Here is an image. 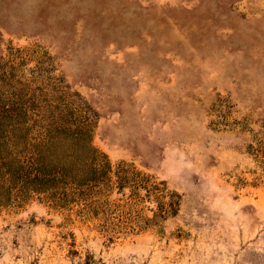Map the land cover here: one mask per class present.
<instances>
[{"label":"rangeland","instance_id":"1","mask_svg":"<svg viewBox=\"0 0 264 264\" xmlns=\"http://www.w3.org/2000/svg\"><path fill=\"white\" fill-rule=\"evenodd\" d=\"M26 99L110 169L0 209V264H264V0H0V105Z\"/></svg>","mask_w":264,"mask_h":264},{"label":"trees","instance_id":"2","mask_svg":"<svg viewBox=\"0 0 264 264\" xmlns=\"http://www.w3.org/2000/svg\"><path fill=\"white\" fill-rule=\"evenodd\" d=\"M24 113L19 106L0 105V209L38 195L63 203L71 189L107 175L110 165L93 147L88 122L64 110L33 119L27 99L21 121ZM253 151L264 178V140Z\"/></svg>","mask_w":264,"mask_h":264}]
</instances>
